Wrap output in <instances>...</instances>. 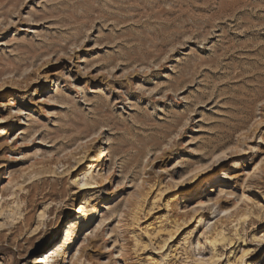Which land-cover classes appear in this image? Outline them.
<instances>
[{
    "label": "rangeland",
    "instance_id": "374dc122",
    "mask_svg": "<svg viewBox=\"0 0 264 264\" xmlns=\"http://www.w3.org/2000/svg\"><path fill=\"white\" fill-rule=\"evenodd\" d=\"M1 121L0 264H264V0H0Z\"/></svg>",
    "mask_w": 264,
    "mask_h": 264
},
{
    "label": "bare ground",
    "instance_id": "6f19581e",
    "mask_svg": "<svg viewBox=\"0 0 264 264\" xmlns=\"http://www.w3.org/2000/svg\"><path fill=\"white\" fill-rule=\"evenodd\" d=\"M71 122L72 123H75L72 119H71ZM0 124H3L2 123V121L0 122ZM98 133H94V134H92V135H97ZM96 140V139H95ZM108 140H106V142H107ZM95 142V141H94ZM97 142H99V141H97ZM104 146H107L106 148H101V149H99V151H98V153H97V156H98V161L101 163V164H103L104 162H106V160H107V158L110 156V153H111V146H109V144H105ZM75 164V163H74ZM73 168V167H72ZM113 172V169H110L109 171H108V175H106V178H108L109 177V175L111 174ZM105 178V180H107ZM124 182L122 181L119 185H117V186H121L122 184H123ZM95 185H96V183H94ZM94 184H87V183H82V185H81V188H82V190H86V189H95V188H97V187H95L94 186ZM114 192V191H113ZM110 196V195H109ZM113 198V197H112ZM96 213H97V209H92V207H85V208H81L80 210H79V212H78V218L76 219V221L79 223L78 225L79 226H83V225H87L91 220H93L94 218H95V215H96ZM93 215H94V217H93ZM88 222V223H87ZM106 222V220H103V219H101V222H100V227H101V225H103L104 223ZM110 235H108V237H109ZM76 237L77 236H75V238L74 239H76ZM74 239H72V235L70 236L69 235V231L68 232H66V234H65V236H64V242H63V244H62V248H61V250H60V252H62V254H63V251H64V248L68 245V241H71V240H74ZM72 245V243H70V245L69 246H71ZM121 254V253H120Z\"/></svg>",
    "mask_w": 264,
    "mask_h": 264
}]
</instances>
